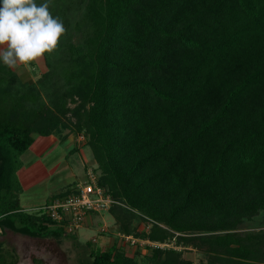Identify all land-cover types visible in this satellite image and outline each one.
<instances>
[{
  "label": "trees",
  "instance_id": "1",
  "mask_svg": "<svg viewBox=\"0 0 264 264\" xmlns=\"http://www.w3.org/2000/svg\"><path fill=\"white\" fill-rule=\"evenodd\" d=\"M50 11L66 32L45 54L49 104L0 70V231L75 239L66 219L20 206L16 174L31 133L82 129L97 185L162 224L137 234L131 210L110 208L123 234L156 242L140 264H191L158 245L174 232L183 248L206 244L211 262L264 261V234L238 231L264 213V0H52ZM83 248L80 264H137L115 242ZM16 259L0 242V264Z\"/></svg>",
  "mask_w": 264,
  "mask_h": 264
},
{
  "label": "rangeland",
  "instance_id": "2",
  "mask_svg": "<svg viewBox=\"0 0 264 264\" xmlns=\"http://www.w3.org/2000/svg\"><path fill=\"white\" fill-rule=\"evenodd\" d=\"M74 40L76 41V39ZM45 58L44 56L30 65H20L16 68H8L0 62V70L6 68L14 73L17 78L15 83L17 84L21 82L34 86L41 101L49 104L48 95L45 94L46 90H43L44 86L41 84L42 74L48 70ZM74 105V102L66 99V107L71 108ZM66 115L70 122L75 120L70 111L66 112ZM30 135L32 142L19 155L21 167L17 170L18 174H16L17 181H21V184L19 183L21 188L17 197L20 206L24 210L37 212L53 196H58V193L69 187L73 188L71 184L76 183V187L81 184L89 172L100 175V169L92 154L88 137L82 129L77 132L62 128L60 132L50 133L47 136L36 133ZM102 189L108 195V187L104 186ZM108 199L111 202L104 209H98L95 206L98 213L88 211L81 224L76 227L66 226L64 228L67 233L73 232L75 239L67 234L57 238H38L2 230L0 231V242L3 248L12 249L15 252L17 258L15 264H80L86 240H91L92 245H96L101 249L115 242V244L120 245L126 255L132 256L137 264H140L144 261L143 256H148L147 246H152L151 244L156 242L132 233L129 235L123 234L118 230V223L114 215L110 213V208L116 205L131 210L133 216L130 220V227L137 234L147 233L152 224L159 226H162V224L126 206L118 199H111L109 196ZM238 231L241 234L246 231H257L259 235L264 234V213L259 212L250 218L242 219L238 225ZM187 234H195V232L186 233L185 236ZM198 234L203 233L198 232ZM208 234H212V232L210 231ZM180 235L184 236L182 233L174 232L169 240L158 245L180 250V258L189 261L191 264H196L198 261L219 264L211 262V255L213 254L206 249V244L197 248L188 244L183 248L182 244H176L177 236ZM262 261L261 259L257 264H264V261ZM146 264H148L147 261Z\"/></svg>",
  "mask_w": 264,
  "mask_h": 264
},
{
  "label": "clouds",
  "instance_id": "3",
  "mask_svg": "<svg viewBox=\"0 0 264 264\" xmlns=\"http://www.w3.org/2000/svg\"><path fill=\"white\" fill-rule=\"evenodd\" d=\"M52 0H0V62L8 68L27 66L51 55L66 29L53 16Z\"/></svg>",
  "mask_w": 264,
  "mask_h": 264
},
{
  "label": "built area",
  "instance_id": "4",
  "mask_svg": "<svg viewBox=\"0 0 264 264\" xmlns=\"http://www.w3.org/2000/svg\"><path fill=\"white\" fill-rule=\"evenodd\" d=\"M111 201L103 189L96 183V175L89 172L86 179L75 187V191L66 195L62 200L55 199L43 206L48 216L54 221L66 219V226L76 227L84 220L89 210L104 209ZM64 227V228H65Z\"/></svg>",
  "mask_w": 264,
  "mask_h": 264
},
{
  "label": "crops",
  "instance_id": "5",
  "mask_svg": "<svg viewBox=\"0 0 264 264\" xmlns=\"http://www.w3.org/2000/svg\"><path fill=\"white\" fill-rule=\"evenodd\" d=\"M18 174V173H17ZM19 178V177H18ZM20 181V180H19ZM20 184H21V181H20Z\"/></svg>",
  "mask_w": 264,
  "mask_h": 264
}]
</instances>
